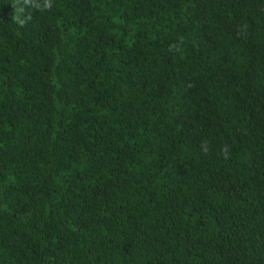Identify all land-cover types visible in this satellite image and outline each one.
I'll return each mask as SVG.
<instances>
[{
	"label": "trees",
	"instance_id": "obj_1",
	"mask_svg": "<svg viewBox=\"0 0 264 264\" xmlns=\"http://www.w3.org/2000/svg\"><path fill=\"white\" fill-rule=\"evenodd\" d=\"M45 2L0 0V264H264V0Z\"/></svg>",
	"mask_w": 264,
	"mask_h": 264
},
{
	"label": "clouds",
	"instance_id": "obj_2",
	"mask_svg": "<svg viewBox=\"0 0 264 264\" xmlns=\"http://www.w3.org/2000/svg\"><path fill=\"white\" fill-rule=\"evenodd\" d=\"M17 2H19V0H17ZM32 2H33V0H24V3H25V4H29V3H32ZM49 6H50V0H46V2H45V4H44V7L47 8V7H49ZM36 7H40V5L37 4ZM22 11H23L22 8H18V9H17V13L22 12ZM15 19H16V21H17L19 24H21V25L24 23L23 20H20V19H19V14H17V16L15 17Z\"/></svg>",
	"mask_w": 264,
	"mask_h": 264
}]
</instances>
